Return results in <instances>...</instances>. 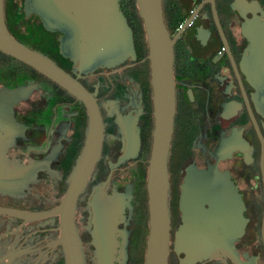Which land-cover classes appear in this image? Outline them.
<instances>
[{
    "label": "flooded vegetation",
    "instance_id": "af4514ba",
    "mask_svg": "<svg viewBox=\"0 0 264 264\" xmlns=\"http://www.w3.org/2000/svg\"><path fill=\"white\" fill-rule=\"evenodd\" d=\"M26 1L5 0L10 33L77 78L102 116L100 158L74 210L83 264H103L96 212L111 219L113 264H146L155 108L137 2L118 0L134 56L86 66L64 44L68 28L48 27ZM162 7L175 80L168 264H264V0H162ZM20 87L21 97L10 95ZM87 131L81 100L0 51V264H67L56 210Z\"/></svg>",
    "mask_w": 264,
    "mask_h": 264
},
{
    "label": "water",
    "instance_id": "95a60500",
    "mask_svg": "<svg viewBox=\"0 0 264 264\" xmlns=\"http://www.w3.org/2000/svg\"><path fill=\"white\" fill-rule=\"evenodd\" d=\"M136 2L149 45L148 57L155 108V128L147 182L150 234L146 264H168L170 239L168 155L175 116L174 40L166 28L162 0ZM26 4L29 10L40 13L48 27L68 28L70 38H67L64 44H71L69 52H73L72 54L86 66H93L102 59L109 64H116L135 54L132 30L120 10L118 0H27ZM0 51L32 66L68 90L87 108L88 131L85 147L72 174L65 197L56 210L61 215L62 241L67 264H83L82 250L74 224V210L78 195L93 172L102 149L104 127L96 98L77 78L55 61L12 36L5 18V0H0ZM24 89V87L12 89L9 93L21 97ZM107 217L96 212L93 235L95 243L99 242L104 248L103 264H113L107 254L110 245L105 228L111 222ZM185 231L191 236L193 227L190 225ZM224 244L226 245L224 242L217 248H221V245L225 247ZM193 254L190 252L189 256H194Z\"/></svg>",
    "mask_w": 264,
    "mask_h": 264
}]
</instances>
